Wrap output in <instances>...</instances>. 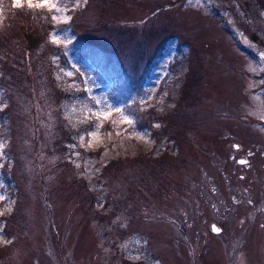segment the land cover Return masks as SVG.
<instances>
[{
	"label": "rangeland",
	"instance_id": "rangeland-1",
	"mask_svg": "<svg viewBox=\"0 0 264 264\" xmlns=\"http://www.w3.org/2000/svg\"><path fill=\"white\" fill-rule=\"evenodd\" d=\"M50 3L0 0V264H264V0Z\"/></svg>",
	"mask_w": 264,
	"mask_h": 264
},
{
	"label": "trees",
	"instance_id": "trees-1",
	"mask_svg": "<svg viewBox=\"0 0 264 264\" xmlns=\"http://www.w3.org/2000/svg\"><path fill=\"white\" fill-rule=\"evenodd\" d=\"M16 14L15 15H18L19 14V12H15ZM16 21H19L18 19L16 20ZM16 21L15 22H13V21H10V22H7L6 24L7 25H5L4 26V29L5 28H8V27H11L12 29L15 27V26H17V25H20V24H17L16 23ZM3 28V27H2ZM19 29L21 30V29H23L25 32H26V30L24 29V26L23 25H20L19 26ZM16 30V29H15ZM23 31V32H24ZM36 31V29H34V28H31L30 29V32H32V33H34ZM5 32V31H4ZM29 34V36L31 35V33H28ZM34 34H36V33H34ZM3 36V35H2ZM31 38V40L34 42L35 40L34 39H36V37L35 36H33L32 35V37H30ZM2 41V37H1V35H0V42ZM32 43V42H31ZM28 45H30V42L28 41V43H27ZM0 80H2L3 81V79H0ZM2 83V82H1Z\"/></svg>",
	"mask_w": 264,
	"mask_h": 264
},
{
	"label": "snow or ice",
	"instance_id": "snow-or-ice-1",
	"mask_svg": "<svg viewBox=\"0 0 264 264\" xmlns=\"http://www.w3.org/2000/svg\"><path fill=\"white\" fill-rule=\"evenodd\" d=\"M29 7H33V6H38V7H44V6H49L52 9H55L56 11H61V8H57L55 3H50V0H38V3L36 5H33L31 3V0H29ZM53 19H55V17H53ZM158 126V125H157ZM137 259L139 257H136Z\"/></svg>",
	"mask_w": 264,
	"mask_h": 264
},
{
	"label": "water",
	"instance_id": "water-1",
	"mask_svg": "<svg viewBox=\"0 0 264 264\" xmlns=\"http://www.w3.org/2000/svg\"><path fill=\"white\" fill-rule=\"evenodd\" d=\"M238 147H239V145L238 144H235V148L237 149ZM238 162L239 163H242V164L247 163L246 162V159L245 158H242V157L238 160ZM211 227H212V229H213L214 232H216V233L221 232V228L218 227L215 223L211 224Z\"/></svg>",
	"mask_w": 264,
	"mask_h": 264
},
{
	"label": "flooded vegetation",
	"instance_id": "flooded-vegetation-1",
	"mask_svg": "<svg viewBox=\"0 0 264 264\" xmlns=\"http://www.w3.org/2000/svg\"><path fill=\"white\" fill-rule=\"evenodd\" d=\"M238 149V148H237Z\"/></svg>",
	"mask_w": 264,
	"mask_h": 264
}]
</instances>
